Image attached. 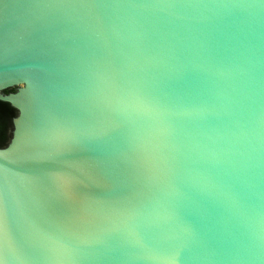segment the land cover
<instances>
[{
    "label": "water",
    "instance_id": "1",
    "mask_svg": "<svg viewBox=\"0 0 264 264\" xmlns=\"http://www.w3.org/2000/svg\"><path fill=\"white\" fill-rule=\"evenodd\" d=\"M0 100V264H264V0H0Z\"/></svg>",
    "mask_w": 264,
    "mask_h": 264
},
{
    "label": "trees",
    "instance_id": "2",
    "mask_svg": "<svg viewBox=\"0 0 264 264\" xmlns=\"http://www.w3.org/2000/svg\"><path fill=\"white\" fill-rule=\"evenodd\" d=\"M16 88H9L5 92L15 91ZM18 111L9 102L0 100V147L8 145L13 131V119Z\"/></svg>",
    "mask_w": 264,
    "mask_h": 264
}]
</instances>
